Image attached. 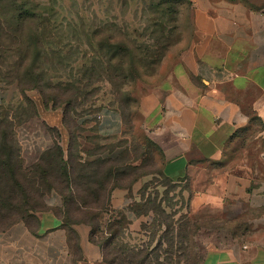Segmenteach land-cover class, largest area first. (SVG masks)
Instances as JSON below:
<instances>
[{"label": "trees", "instance_id": "obj_1", "mask_svg": "<svg viewBox=\"0 0 264 264\" xmlns=\"http://www.w3.org/2000/svg\"><path fill=\"white\" fill-rule=\"evenodd\" d=\"M68 1L0 0V92L15 88L17 94L0 105V231L28 221L54 193L66 220L92 227L104 264H160V252L171 255L187 241L185 226L171 219L147 183L138 200L133 190L148 175L168 184L188 176L173 181L164 174L162 150L139 127L143 94L136 88L157 75L180 42L181 9L192 2L95 0L81 7ZM32 91L46 109L62 110L67 149L59 129L41 118ZM104 109L119 113L120 135L103 136L93 124ZM253 123L264 129L258 118ZM22 131L36 139L34 150L24 148ZM155 156L159 170L136 175L144 165L137 162ZM116 189L132 200L123 209L112 206ZM140 218L147 221L136 232ZM135 232L148 237L146 247L130 244Z\"/></svg>", "mask_w": 264, "mask_h": 264}, {"label": "crops", "instance_id": "obj_2", "mask_svg": "<svg viewBox=\"0 0 264 264\" xmlns=\"http://www.w3.org/2000/svg\"><path fill=\"white\" fill-rule=\"evenodd\" d=\"M191 2L193 37L168 54L156 84L141 96L139 127L162 150L168 178L180 181L197 166L220 164L228 194L245 197L264 221V129L253 125L254 118L264 124V0ZM101 114L93 123L98 132L120 135L119 113ZM61 134L67 149L64 125ZM130 201L126 190L112 194L114 209ZM61 208L54 195L50 208L0 231V264H104L92 227L66 220ZM143 221L134 220L133 230ZM202 264H264V247L212 249Z\"/></svg>", "mask_w": 264, "mask_h": 264}, {"label": "rangeland", "instance_id": "obj_3", "mask_svg": "<svg viewBox=\"0 0 264 264\" xmlns=\"http://www.w3.org/2000/svg\"><path fill=\"white\" fill-rule=\"evenodd\" d=\"M79 1L81 7H88L95 0ZM68 2L66 0L67 4ZM179 25L180 42L171 51L184 50L188 41L193 37L191 7L187 5L182 7ZM163 63L160 68L163 67ZM156 76L141 79L137 84V95L141 96L148 92L156 84ZM14 93L15 88L0 92V105L12 102L13 98L17 96ZM28 96L36 103L41 118L49 125L58 128L61 133L63 130L61 111L45 110L42 99L36 91L28 92ZM19 137L25 149L34 150L33 143L36 140L34 136L22 131ZM43 143L39 140L38 145L42 146ZM140 152L137 151L134 155L139 157ZM137 164L138 166L144 165L136 175L157 171L160 168V161L156 156L153 160L150 158L139 160ZM226 176L227 173L222 171L221 167L200 165L191 171L181 183L168 184L159 175L152 174L142 178L134 187L133 193L137 196L141 185L147 183L150 187L148 191L152 196L158 192L160 193L158 200L160 201L161 198L165 200L166 212L171 219L185 226L187 241L178 246L179 249H175L171 255H166L164 251L160 252V264H200L203 257L212 249L245 251L246 248L248 251L255 252L256 249L264 247V221L259 220L260 213L247 203L245 197L228 194ZM54 195L56 194L50 195L43 205L38 206L36 211L42 212L50 208L54 202ZM154 217L152 216V219ZM143 220L147 221L145 218ZM128 241L131 245L138 247L142 245L146 247L149 242L148 237L143 234L137 235L136 232ZM156 243L157 241L148 251H151ZM165 249L166 247L163 248V250Z\"/></svg>", "mask_w": 264, "mask_h": 264}, {"label": "built area", "instance_id": "obj_4", "mask_svg": "<svg viewBox=\"0 0 264 264\" xmlns=\"http://www.w3.org/2000/svg\"><path fill=\"white\" fill-rule=\"evenodd\" d=\"M96 120L100 121L102 120L103 118V115L101 113H98L96 116H95Z\"/></svg>", "mask_w": 264, "mask_h": 264}]
</instances>
